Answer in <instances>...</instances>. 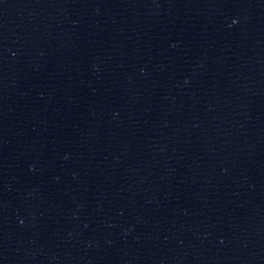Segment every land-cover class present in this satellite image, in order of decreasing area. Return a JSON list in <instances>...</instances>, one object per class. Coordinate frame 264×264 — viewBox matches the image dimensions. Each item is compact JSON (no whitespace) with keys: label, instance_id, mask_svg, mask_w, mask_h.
<instances>
[{"label":"water","instance_id":"water-1","mask_svg":"<svg viewBox=\"0 0 264 264\" xmlns=\"http://www.w3.org/2000/svg\"><path fill=\"white\" fill-rule=\"evenodd\" d=\"M0 264H264L262 0H0Z\"/></svg>","mask_w":264,"mask_h":264}]
</instances>
